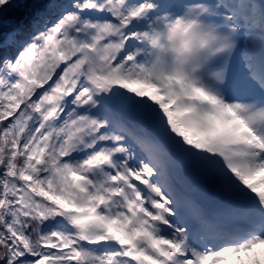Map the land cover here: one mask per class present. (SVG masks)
Wrapping results in <instances>:
<instances>
[{
    "label": "snow or ice",
    "instance_id": "obj_1",
    "mask_svg": "<svg viewBox=\"0 0 264 264\" xmlns=\"http://www.w3.org/2000/svg\"><path fill=\"white\" fill-rule=\"evenodd\" d=\"M193 3L227 52L168 72L154 30ZM257 248L240 264H264V0H0V264Z\"/></svg>",
    "mask_w": 264,
    "mask_h": 264
},
{
    "label": "clouds",
    "instance_id": "obj_2",
    "mask_svg": "<svg viewBox=\"0 0 264 264\" xmlns=\"http://www.w3.org/2000/svg\"><path fill=\"white\" fill-rule=\"evenodd\" d=\"M206 14L207 9L193 3L181 16L161 21L155 28V43L150 47L168 72L193 66L199 70L227 52V34L219 25L206 21Z\"/></svg>",
    "mask_w": 264,
    "mask_h": 264
},
{
    "label": "bare ground",
    "instance_id": "obj_3",
    "mask_svg": "<svg viewBox=\"0 0 264 264\" xmlns=\"http://www.w3.org/2000/svg\"><path fill=\"white\" fill-rule=\"evenodd\" d=\"M240 255H244V253H242V254H240ZM233 261H232V258H231V260L228 262V263H232ZM234 264V263H233Z\"/></svg>",
    "mask_w": 264,
    "mask_h": 264
}]
</instances>
